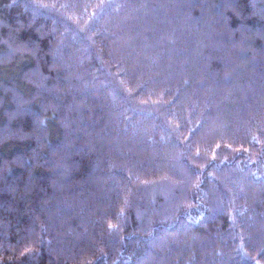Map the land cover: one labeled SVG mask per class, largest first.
Wrapping results in <instances>:
<instances>
[{"label":"trees","instance_id":"1","mask_svg":"<svg viewBox=\"0 0 264 264\" xmlns=\"http://www.w3.org/2000/svg\"><path fill=\"white\" fill-rule=\"evenodd\" d=\"M0 264H264V0H0Z\"/></svg>","mask_w":264,"mask_h":264}]
</instances>
